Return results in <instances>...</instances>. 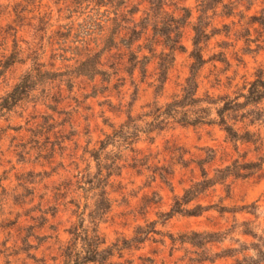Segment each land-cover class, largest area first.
<instances>
[{"label":"clouds","instance_id":"1","mask_svg":"<svg viewBox=\"0 0 264 264\" xmlns=\"http://www.w3.org/2000/svg\"><path fill=\"white\" fill-rule=\"evenodd\" d=\"M0 264H264V0H0Z\"/></svg>","mask_w":264,"mask_h":264}]
</instances>
